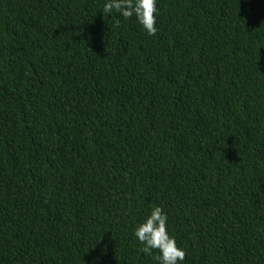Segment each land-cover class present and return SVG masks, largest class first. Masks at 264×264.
Instances as JSON below:
<instances>
[{"label":"trees","instance_id":"trees-1","mask_svg":"<svg viewBox=\"0 0 264 264\" xmlns=\"http://www.w3.org/2000/svg\"><path fill=\"white\" fill-rule=\"evenodd\" d=\"M0 264H264V0H0Z\"/></svg>","mask_w":264,"mask_h":264}]
</instances>
